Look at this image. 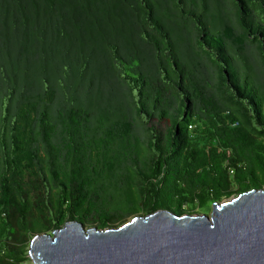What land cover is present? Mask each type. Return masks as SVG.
I'll return each instance as SVG.
<instances>
[{"label":"trees","instance_id":"trees-1","mask_svg":"<svg viewBox=\"0 0 264 264\" xmlns=\"http://www.w3.org/2000/svg\"><path fill=\"white\" fill-rule=\"evenodd\" d=\"M264 187V0H0V264Z\"/></svg>","mask_w":264,"mask_h":264},{"label":"water","instance_id":"water-1","mask_svg":"<svg viewBox=\"0 0 264 264\" xmlns=\"http://www.w3.org/2000/svg\"><path fill=\"white\" fill-rule=\"evenodd\" d=\"M33 264H264V187L213 202L209 215L158 209L117 227L67 220L28 245Z\"/></svg>","mask_w":264,"mask_h":264},{"label":"rangeland","instance_id":"rangeland-1","mask_svg":"<svg viewBox=\"0 0 264 264\" xmlns=\"http://www.w3.org/2000/svg\"><path fill=\"white\" fill-rule=\"evenodd\" d=\"M236 194H233L231 195L230 197L234 196ZM228 197V198H230ZM228 198H223L222 200H225V199H228ZM222 200H219V201H222ZM219 201H216V202H219ZM211 208H212V204L210 205V207L207 209V210H200V209H195L192 214H200V213H204L206 215H209L210 211H211ZM26 264H33L32 260L29 258V261L26 263Z\"/></svg>","mask_w":264,"mask_h":264}]
</instances>
